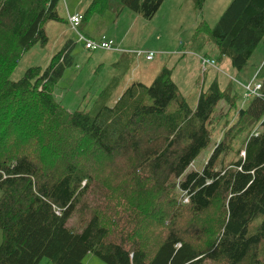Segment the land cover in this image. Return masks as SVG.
Returning a JSON list of instances; mask_svg holds the SVG:
<instances>
[{"label":"trees","instance_id":"1","mask_svg":"<svg viewBox=\"0 0 264 264\" xmlns=\"http://www.w3.org/2000/svg\"><path fill=\"white\" fill-rule=\"evenodd\" d=\"M61 1L0 0V264H85L89 254L105 264H264V62L260 95L226 121L214 148L219 169L188 170L211 145L218 102L237 107L218 79L193 108L164 65L114 103L117 78L90 111H70L53 88L73 63L71 39L46 68L9 79L24 51L46 45L44 25L63 20ZM164 2L91 0L82 20L113 8L152 19ZM224 10L210 29L218 57L201 56L242 70L264 43V0ZM253 123L260 130L228 159Z\"/></svg>","mask_w":264,"mask_h":264},{"label":"rangeland","instance_id":"2","mask_svg":"<svg viewBox=\"0 0 264 264\" xmlns=\"http://www.w3.org/2000/svg\"><path fill=\"white\" fill-rule=\"evenodd\" d=\"M78 1L69 0V3L72 8L79 7L83 15L91 0H81L85 4ZM231 1L206 0L198 9L194 4L195 0H165L152 19L144 18L128 9L118 12L113 8L100 13L95 12L87 20H81L78 27L80 31L83 30L84 34L92 39L99 40L101 35L109 37L117 42L115 50H86L85 43L79 40L76 31L65 22L67 19L63 14V20L60 22L48 21L44 25L48 38L46 45L36 42L33 47L24 51L9 79H20L29 67L46 68L53 54L69 39L76 42L72 51L74 60L56 82L53 96L60 101L63 108L70 111H90L98 93L106 84L112 82V79L117 78L119 84L110 98L109 104H111L112 100L119 97L118 93L130 83L137 80L145 84L153 82L157 70L164 65L176 68L173 78L177 81L179 91L193 108L197 106V97L201 91L206 90L212 81L218 79L221 89L229 87L233 93H237V107L228 108L227 102H218L214 113L211 145L201 150L197 160L189 165L188 170H203L207 162L206 169L209 170L213 165L215 169H219L218 162L222 156L218 154L219 151L214 152V148L223 134L225 123L228 120H235L237 109L249 102L244 95L245 88L241 85H246L249 80L255 78L259 81L263 76V73L259 72L264 62L263 42L257 46L248 60L247 67L242 70L233 69L229 58L222 56L217 64L218 68L209 67L206 72L202 71L203 67L198 55L218 57L219 51L210 37V29L215 26ZM61 3L64 5L63 8L67 7L65 0ZM202 26L204 28H201ZM147 51L155 54L152 61L145 60ZM179 72L180 75H177ZM255 130H260V127L259 124L253 123L247 130L238 134L231 146L228 159L238 152L245 136ZM217 155H219L218 159ZM256 222H260V218H257ZM1 235L0 232V243ZM40 264L50 263L48 258H44ZM85 264H105V262L98 256L89 254Z\"/></svg>","mask_w":264,"mask_h":264},{"label":"built area","instance_id":"3","mask_svg":"<svg viewBox=\"0 0 264 264\" xmlns=\"http://www.w3.org/2000/svg\"><path fill=\"white\" fill-rule=\"evenodd\" d=\"M83 19V16L80 14H74V16H69L68 23L70 25V28L76 31L79 40L83 41L85 43V49L86 50H114L115 49V42L107 39L106 37L102 36L101 39H92V38H86L84 34L78 29L79 24L81 20ZM140 55V54H139ZM155 57V54L152 52H146L145 59L147 60H153ZM200 64H202V71H206L209 69V67H216L217 63L214 59L206 58L204 56H200ZM243 88H245L246 93H244L245 98L249 99L251 96L254 95H260L261 93V82L257 80V78L249 80V82L245 85H241ZM185 201L188 202V197L185 195Z\"/></svg>","mask_w":264,"mask_h":264},{"label":"crops","instance_id":"4","mask_svg":"<svg viewBox=\"0 0 264 264\" xmlns=\"http://www.w3.org/2000/svg\"><path fill=\"white\" fill-rule=\"evenodd\" d=\"M65 2L67 3L66 5H67V7L66 8H63V4L60 2V6L58 7V15L59 16H63V14H65L66 16H64V17H66V19L67 20H65V22L67 23V24H69L68 23V20H69V16H74V14H80V15H82V12L80 13V11H79V7H74V8H72V6H71V4L69 3V0H65ZM79 3H83V4H85L83 1H81V0H79L78 1ZM90 4V3H89ZM88 4V5H89ZM84 10V9H83ZM137 14V13H136ZM138 15V14H137ZM82 22V21H81ZM81 24V23H80ZM82 32H83V34H84V31L83 30H81ZM84 36L86 37V38H91L90 36H86L85 34H84ZM102 36H104V37H106L105 35H101V37ZM101 37H100V39H101ZM109 38V37H108ZM110 40H112V39H110ZM113 41V40H112ZM116 44H117V42L116 41H114ZM116 44H115V48H116ZM115 50V49H114ZM120 50V49H119ZM147 52H151V51H147ZM153 53V52H152ZM202 54H199L198 55V59H199V56H201ZM214 58V57H213ZM145 60H147V59H145ZM147 61H151V60H147ZM264 61V60H263ZM127 63H128V61H127ZM219 64V63H218ZM162 67V66H161ZM161 67H160V69H161ZM214 68V67H213ZM175 67H174V69L172 70V75H171V77L173 78L174 77V73H175ZM159 70V69H158ZM157 70V71H158ZM155 73V72H154ZM157 73V72H156ZM177 75H180V72H179V74L177 73ZM150 76H151V74H150ZM173 80L175 81V79L173 78ZM137 81H139V80H137ZM139 82H141V81H139ZM177 81H175V83H176ZM178 86V85H177ZM119 94V96L122 94L121 92L120 93H118ZM117 98H118V96H117ZM117 98L116 99H114V100H112V102L114 103L116 100H117Z\"/></svg>","mask_w":264,"mask_h":264}]
</instances>
